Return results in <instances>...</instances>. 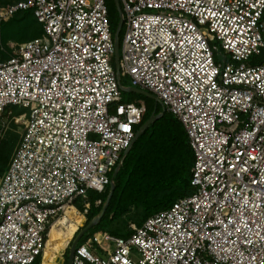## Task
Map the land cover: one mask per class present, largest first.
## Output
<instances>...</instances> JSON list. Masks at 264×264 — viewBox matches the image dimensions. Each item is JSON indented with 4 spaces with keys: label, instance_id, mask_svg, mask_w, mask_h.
<instances>
[{
    "label": "built area",
    "instance_id": "1",
    "mask_svg": "<svg viewBox=\"0 0 264 264\" xmlns=\"http://www.w3.org/2000/svg\"><path fill=\"white\" fill-rule=\"evenodd\" d=\"M119 1L120 76L106 0L0 8L44 28L0 60V145L20 131L0 176V264L43 261L55 222L112 184L146 111L122 77L183 124L193 192L128 236L89 237L73 264H264V0Z\"/></svg>",
    "mask_w": 264,
    "mask_h": 264
},
{
    "label": "trees",
    "instance_id": "2",
    "mask_svg": "<svg viewBox=\"0 0 264 264\" xmlns=\"http://www.w3.org/2000/svg\"><path fill=\"white\" fill-rule=\"evenodd\" d=\"M15 1L18 0L12 2ZM6 3H9L8 0H0V5ZM106 3L109 9L111 32L115 37L120 13L115 0H106ZM124 30L123 26L120 32L119 55ZM43 33V25L32 9L19 11L9 20L0 22V60L10 57L12 53L9 47L10 41L25 42L42 36ZM126 81L130 83L129 79L122 77L123 86ZM123 101L145 103L146 111L138 129L152 115H162L148 125L133 142L116 175L113 176L114 172L111 174L115 189L107 210L100 222L91 227L90 232L86 231L83 234L77 245L84 243L96 233L108 229L114 235L128 236L131 233L128 228L116 229L112 226L132 208L140 211L141 215L137 223L141 225L149 216L170 208L175 201L193 192L191 178L195 156L181 121L164 108L156 98L148 95L141 93L127 95L123 91ZM10 138V140L4 138L0 145V176L6 170L20 136L12 132ZM110 188L111 185L103 192L89 191L90 206L85 213V226L102 211ZM76 204L81 211L85 210L80 198L76 199ZM70 237L71 235L68 236ZM68 255L69 248L66 251L67 264ZM32 264H43L42 257H38ZM44 264L47 263L44 261Z\"/></svg>",
    "mask_w": 264,
    "mask_h": 264
},
{
    "label": "water",
    "instance_id": "3",
    "mask_svg": "<svg viewBox=\"0 0 264 264\" xmlns=\"http://www.w3.org/2000/svg\"><path fill=\"white\" fill-rule=\"evenodd\" d=\"M115 2H116L117 8H118L119 13H120V21H119L118 28H117V31H116V34H115V38H114L115 39V48H116V51H115L116 69H117L118 75L120 76L119 66H118V58H119V46H120V32H121L122 27H123L124 19H123L121 7H120V1L119 0H115ZM121 87H122L123 91L141 92V93L146 94V95H148V96H150L152 98H156V96L154 94L150 93L147 90H142L140 88H134V87L126 88L123 85ZM161 115L162 114L152 115L141 126V128L138 130L135 140L143 133V131L145 130V128L148 127V125H150L153 121L158 119ZM118 170H119V167L116 168L113 176L116 175ZM114 189H115V185L112 183L109 195H108L107 200H106V203H105L102 211L100 212V214L98 216H96L95 218H93L90 222H88V224L86 226L84 225L81 229H79V231L77 233L74 234L71 246L69 248L68 264H73V256H74V253H75V249H76L77 243L79 242V240L81 239L83 234L86 232V230H88L89 228L97 225L100 222V220L102 219L103 215L105 214V212L107 210V207H108L109 201H110V199H111V197L113 195Z\"/></svg>",
    "mask_w": 264,
    "mask_h": 264
},
{
    "label": "rangeland",
    "instance_id": "4",
    "mask_svg": "<svg viewBox=\"0 0 264 264\" xmlns=\"http://www.w3.org/2000/svg\"><path fill=\"white\" fill-rule=\"evenodd\" d=\"M12 1L14 0H8L9 3H11ZM8 4V3H6ZM6 4H1L0 5V8ZM118 28V27H117ZM11 42H15V41H10ZM128 79V78H127ZM130 81V80H129ZM131 83V82H130ZM129 82H125V86L126 88H130V87H134V88H138V87H135V86H132V83L130 84ZM125 93H127V95H129L130 93H141V92H136V91H124ZM143 94V93H141ZM146 95V94H145ZM12 132H15L17 134H19L20 136V131L19 129H17L16 131L15 130H11L9 131L6 136H5V140H10V135ZM16 147V146H15ZM99 194V193H97ZM140 211L138 209H135V208H132L129 213H127L122 219H120L119 221L115 222L113 224V228H116V229H125V228H128L129 229V226L131 223H137L138 222V219L140 218ZM73 220L77 226H78V230L76 231V233L79 231V229H81L85 223H86V216L85 215H81V214H75L73 215ZM138 224V223H137ZM91 229V228H89ZM86 230L88 232H90L91 230ZM104 232H110V230L108 229L107 231H101V232H98V233H104ZM97 234V233H96ZM73 235H71L70 238H68V245L67 247H65L63 250H61L60 254H55V256L47 259L45 256L43 258V261L42 263L44 264V261L47 263V264H67V257H66V251L68 250V248H70L71 246V243H72V240H73ZM72 238V239H71ZM71 239V240H70ZM66 240V239H65Z\"/></svg>",
    "mask_w": 264,
    "mask_h": 264
},
{
    "label": "bare ground",
    "instance_id": "5",
    "mask_svg": "<svg viewBox=\"0 0 264 264\" xmlns=\"http://www.w3.org/2000/svg\"><path fill=\"white\" fill-rule=\"evenodd\" d=\"M75 214L78 213H76L74 209L68 208L66 210V215L55 222L52 226L45 253L47 259L55 256V254H60L61 250L68 245V236L76 233L78 226L73 220H71Z\"/></svg>",
    "mask_w": 264,
    "mask_h": 264
}]
</instances>
